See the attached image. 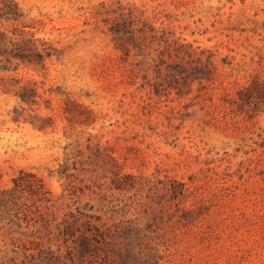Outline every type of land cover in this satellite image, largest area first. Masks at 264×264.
<instances>
[{
	"label": "rangeland",
	"instance_id": "374dc122",
	"mask_svg": "<svg viewBox=\"0 0 264 264\" xmlns=\"http://www.w3.org/2000/svg\"><path fill=\"white\" fill-rule=\"evenodd\" d=\"M11 1L0 264H264V0Z\"/></svg>",
	"mask_w": 264,
	"mask_h": 264
},
{
	"label": "trees",
	"instance_id": "16d2710c",
	"mask_svg": "<svg viewBox=\"0 0 264 264\" xmlns=\"http://www.w3.org/2000/svg\"><path fill=\"white\" fill-rule=\"evenodd\" d=\"M3 3V8H2V13L0 15V18H9V16L12 14H16L15 13V8H14V5L15 3H12L11 0H3L2 1ZM242 89H248L246 86H243ZM25 177H35L34 174L32 173H24V172H21L19 176L13 178V182H14V187L8 191H4V192H1L0 194H2L3 197H5V193L8 194V196H11L12 193L14 192H22L24 189H28V190H32V188L34 187V184H35V179H28V178H25ZM125 178L127 179H131V176L130 175H125L124 176ZM132 186V185H130ZM119 189H122V187H120V185L117 187ZM2 197V198H3ZM13 204H16V203H13ZM67 230V231H66ZM87 230H91V229H87ZM63 235H72V233L70 234V230L69 229H65L62 233ZM85 233L82 232V235H84ZM99 236V238H98ZM87 246L90 245V243H92L93 241L95 242H98L99 240L100 241H105V237L102 235L101 232H99V229L95 228V232L92 231V234L91 235H85L83 236ZM67 239H65L66 241ZM92 241V242H90ZM99 241V242H100ZM89 244V245H88ZM139 255L141 253V250H139L137 252ZM137 260V261H136ZM155 263H147V264H156L157 261H154ZM134 264H144L140 261V258L137 257V259H135V263Z\"/></svg>",
	"mask_w": 264,
	"mask_h": 264
}]
</instances>
